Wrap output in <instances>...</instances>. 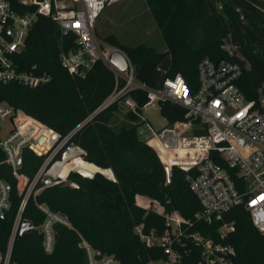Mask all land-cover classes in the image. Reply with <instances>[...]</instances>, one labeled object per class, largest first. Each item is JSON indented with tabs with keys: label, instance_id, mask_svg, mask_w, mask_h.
Masks as SVG:
<instances>
[{
	"label": "trees",
	"instance_id": "obj_1",
	"mask_svg": "<svg viewBox=\"0 0 264 264\" xmlns=\"http://www.w3.org/2000/svg\"><path fill=\"white\" fill-rule=\"evenodd\" d=\"M20 13L35 10L21 0H7ZM166 45V51L138 44L125 46L113 35L103 41L120 48L130 58L134 77L153 89L163 87L164 81L181 74L195 91L198 87V64L209 57L213 60L232 59L242 68L237 81L248 101L258 100L264 84V0H145ZM224 39L239 48L230 58L222 49ZM76 36H63L58 24L50 17L39 16L26 38L25 50L17 56L19 71L48 75L50 79L37 87L17 82L0 83V102L21 109L39 121L43 136L50 129L60 139L74 132L70 142L83 148L88 156L68 163L62 178L79 185L77 189L62 184L42 191L31 198L23 214L36 228L17 238L11 262L14 264H89L85 249L79 246L81 234L101 255H112L121 264H147L163 256L159 248L146 249L134 231L144 223L145 231H162L163 216L137 206L138 196L157 200L168 211L181 210L189 218L199 209L198 202L185 182V172L174 168L172 181L166 185V171L157 153L140 137L147 93L132 89L125 95L136 103V111L126 113L130 123L116 130L111 117L121 106L114 103L107 110L89 117L125 81L117 78L109 67L97 60L84 77L72 76L62 65L61 54L76 47ZM161 114L169 123L184 121L186 110L171 102L160 103ZM83 124V125H82ZM81 126V127H80ZM48 127V128H46ZM1 132V126H0ZM49 143L39 145L45 150ZM61 157V153L56 159ZM45 157L25 148L20 172L32 178ZM5 154L0 148V162ZM82 167L97 173L93 179L70 173ZM113 177H107L111 171ZM1 178L12 187L11 207L0 217V251L5 253L15 217L22 200L18 181L8 165H1ZM70 173V174H69ZM69 175V176H68ZM36 203L46 205L51 212L66 216L72 227L57 223L56 241L52 253L44 250V235L38 230L46 214ZM223 222H233L234 230L225 242L236 250L235 264H264V236L253 225L250 213L238 206L225 213L222 220L203 225V233L216 238ZM200 229V227L196 228ZM195 258L188 262L194 264Z\"/></svg>",
	"mask_w": 264,
	"mask_h": 264
},
{
	"label": "built area",
	"instance_id": "obj_2",
	"mask_svg": "<svg viewBox=\"0 0 264 264\" xmlns=\"http://www.w3.org/2000/svg\"><path fill=\"white\" fill-rule=\"evenodd\" d=\"M118 1L30 0L23 3L33 5L35 10L20 13L11 7L9 1L0 0V83L17 82L37 87L50 79L46 74L37 76L32 71H19L16 63L17 56L26 48V38L35 21L39 16H47L58 24L63 36H76L77 46L61 54L62 65L69 74L84 77L97 60H102L117 78L125 81L124 86L116 89L88 121L119 101L135 112L136 103L130 97L123 99L132 89L147 93L144 108L156 107L162 102L183 107L186 110L184 121L169 123L156 132L142 118L138 132L159 156L166 171V185L172 181L174 168L185 172V182L199 209L187 218L181 210L168 211L157 200L146 197L150 203L143 206L137 203L136 198L137 206L163 216L165 228L146 232L145 224L141 223L135 226L134 231L146 249L162 250L161 258L151 259L147 264H188L194 258V264H235L236 250L225 242L234 230V223L223 222L216 238L207 236L202 230L203 225H212L222 220L231 209L244 206L253 225L264 236V84L259 99L248 101L237 86L242 74L241 65L232 59L216 61L209 57L198 64V87L195 91L181 74L167 78L160 89L137 82L129 56L120 48L99 40L94 32L102 12ZM221 47L230 58L239 53L238 46L228 39L223 40ZM113 52L121 53L126 59L128 67L125 72L111 63ZM4 122L10 123L12 129L8 136L0 137V148L5 154L0 166L5 164L11 168L22 200L6 252L0 251V264H14L11 262L12 251L25 221L26 206L31 198L35 200L46 188L66 181L61 173L55 181L45 178V175L75 131L62 139L54 138L52 129L51 136H43L39 131L43 124L21 109L0 102L1 129ZM41 138H44L43 142H40ZM46 143H49L47 149L38 148ZM25 148L45 157L32 178L20 172ZM11 190V185L1 178L0 171V214L4 215L11 207ZM36 205L46 214L45 222L38 230L44 235V250L50 254L56 241L55 224L73 227L66 216L51 212L44 204ZM198 227L200 229H196ZM78 235L81 239L79 246L85 249L89 264H121L112 255H101L81 234Z\"/></svg>",
	"mask_w": 264,
	"mask_h": 264
},
{
	"label": "rangeland",
	"instance_id": "obj_3",
	"mask_svg": "<svg viewBox=\"0 0 264 264\" xmlns=\"http://www.w3.org/2000/svg\"><path fill=\"white\" fill-rule=\"evenodd\" d=\"M94 32L99 40L113 35L125 46L145 44L155 47L158 52L166 51V45L145 0H120L107 6L97 20ZM120 106L111 117V125L116 130L130 123L126 117L128 107L122 103ZM141 117L147 120L156 132L169 125L168 120L161 114L160 106L144 108ZM11 129L10 123H2L0 137L8 136ZM107 177L114 178L113 172L111 171ZM137 203L147 206L150 202L146 197L138 196Z\"/></svg>",
	"mask_w": 264,
	"mask_h": 264
},
{
	"label": "water",
	"instance_id": "obj_4",
	"mask_svg": "<svg viewBox=\"0 0 264 264\" xmlns=\"http://www.w3.org/2000/svg\"><path fill=\"white\" fill-rule=\"evenodd\" d=\"M110 61L113 65L118 67L121 72H125L128 67V63L124 56L119 52H113L110 56ZM53 137L58 139L59 135L57 132H54ZM44 138L40 139V142H43ZM88 156V153L81 148L79 145H77L74 142H71L67 145V147L62 151L61 157L59 159H56L51 167L49 168L48 172L45 175V178H49L53 181L58 180V175L62 172L63 168L66 164L70 163L76 158H82L86 161V158ZM21 164V162H20ZM184 169H189V167H184ZM70 173H75L83 178L93 179L97 173L102 174L101 172H92L90 170H86L82 167H76L74 168ZM69 173V174H70ZM69 176V175H68ZM63 187H67L70 189H77L79 188V185L74 182L73 180H70L68 177L66 181L62 184ZM3 213L0 214L2 216ZM36 227L28 220H25L23 222V225L21 227L19 237L22 238L24 234L31 232ZM40 230V228H38Z\"/></svg>",
	"mask_w": 264,
	"mask_h": 264
},
{
	"label": "bare ground",
	"instance_id": "obj_5",
	"mask_svg": "<svg viewBox=\"0 0 264 264\" xmlns=\"http://www.w3.org/2000/svg\"><path fill=\"white\" fill-rule=\"evenodd\" d=\"M76 159H78V158H76ZM80 159H82V158H80ZM74 160H75V159H74ZM82 160H83V159H82ZM66 165H67V164H66ZM66 165H65V166H66ZM63 169H64V168H63ZM62 171H63V170H62ZM61 173H62V172H61Z\"/></svg>",
	"mask_w": 264,
	"mask_h": 264
}]
</instances>
